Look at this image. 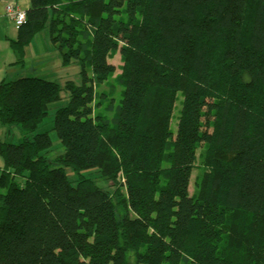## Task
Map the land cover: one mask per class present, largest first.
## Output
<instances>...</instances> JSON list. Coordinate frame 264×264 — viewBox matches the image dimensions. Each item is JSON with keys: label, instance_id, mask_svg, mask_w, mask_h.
Returning <instances> with one entry per match:
<instances>
[{"label": "trees", "instance_id": "trees-1", "mask_svg": "<svg viewBox=\"0 0 264 264\" xmlns=\"http://www.w3.org/2000/svg\"><path fill=\"white\" fill-rule=\"evenodd\" d=\"M29 2L19 61L47 27L82 84H65L51 157L36 130L60 86L0 83V124L22 133L0 141V264H264V0ZM116 51L118 101L94 87Z\"/></svg>", "mask_w": 264, "mask_h": 264}, {"label": "rangeland", "instance_id": "rangeland-1", "mask_svg": "<svg viewBox=\"0 0 264 264\" xmlns=\"http://www.w3.org/2000/svg\"><path fill=\"white\" fill-rule=\"evenodd\" d=\"M48 28L45 27L43 30L39 31L34 38L30 41V45L25 48V58L24 61L26 63V66L24 68V72L26 73L29 71L30 67L34 65L36 62L35 60H39L37 58L40 57L39 53H45L48 54V57L53 59V58H60L58 50L51 44L50 39H49V33H48ZM117 40L123 44L125 43V37L124 33H120L117 37ZM27 53V56H26ZM28 54L30 56H28ZM42 56V55H41ZM35 59V60H34ZM109 63L113 64L115 66V71L108 78V82L106 81L103 84H94L95 90L98 91L99 93L102 91H109V86L112 85L113 89L115 92H110L109 95H111L112 98H114L116 101L119 100L120 98V93L123 90V88L117 84L116 82V77L120 74L121 72V66H122V57L118 51L113 53V56L108 58ZM38 67H41L40 64L36 65ZM21 67V66H20ZM81 66L79 63L75 62L67 67L61 66L58 71H55L52 73L54 76H46V75H41V78H47L50 79L51 81L54 80L61 88L60 90V98L52 103L49 104V109H48V115L42 120V122L39 124L36 132H46L51 141H52V149H51V157H55L59 155L63 149L61 146V143L58 140L56 131L53 128V118H54V112L56 108L65 106L68 101H69V91L65 89V84L70 81L74 83L75 85H81L82 84V77L80 74ZM86 71L88 76L90 75L91 71L89 67H86ZM25 73H22V77L26 76ZM182 95H178V99L175 103L173 113H172V118L170 121V129L173 132L174 135H176L177 132V118L179 116L180 108H181V102H182ZM198 124H196L195 128L198 130H204L206 127L202 126V122L204 121L203 118L198 117ZM14 128L11 129L10 135L7 134V142L10 143H18L22 140V133L21 130L18 126H13ZM66 172L68 174L69 179H72L74 177L72 171L70 169H66ZM88 173L84 172V175H89L91 171H87ZM198 173V169H195L190 178V188L189 192L190 195L193 194L194 190V179ZM95 173L90 174V176H93ZM97 184L101 187H104V182L102 180H98ZM132 261V255L130 256V262Z\"/></svg>", "mask_w": 264, "mask_h": 264}, {"label": "crops", "instance_id": "crops-1", "mask_svg": "<svg viewBox=\"0 0 264 264\" xmlns=\"http://www.w3.org/2000/svg\"><path fill=\"white\" fill-rule=\"evenodd\" d=\"M8 4H15L26 11L30 8L29 0H0V83L3 81H13L19 77H22L21 75L22 73H25L23 70L26 66L24 61L25 57H23V62L19 61L20 58L13 50L11 45L12 41L17 39L19 32L18 27H15L13 23L10 22L6 17L5 7ZM39 55L40 57L37 58L39 60L34 59L36 63L30 67L29 71L25 73L26 76L46 75L52 77L54 76L52 73L55 71L59 72L61 67L59 57L51 59L48 57V54L39 53ZM28 56L30 55L28 54ZM38 64H40L41 67L36 66ZM11 129L12 127L6 128L0 124V141H5L7 139V134L10 135ZM3 167L4 160L0 156V172Z\"/></svg>", "mask_w": 264, "mask_h": 264}, {"label": "built area", "instance_id": "built-area-1", "mask_svg": "<svg viewBox=\"0 0 264 264\" xmlns=\"http://www.w3.org/2000/svg\"><path fill=\"white\" fill-rule=\"evenodd\" d=\"M5 14L15 27L23 25L26 21V10L21 9L15 4L6 5Z\"/></svg>", "mask_w": 264, "mask_h": 264}]
</instances>
